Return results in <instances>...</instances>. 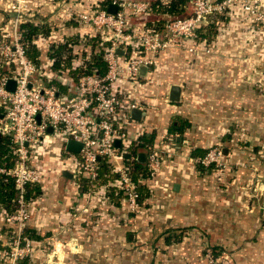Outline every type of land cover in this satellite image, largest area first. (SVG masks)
<instances>
[{
  "label": "crops",
  "instance_id": "obj_1",
  "mask_svg": "<svg viewBox=\"0 0 264 264\" xmlns=\"http://www.w3.org/2000/svg\"><path fill=\"white\" fill-rule=\"evenodd\" d=\"M105 1L111 0H30L25 22L47 26L50 36L34 41L39 56L29 59L51 70L48 47L85 36L88 29L77 24L75 13L103 7ZM6 5V0H0V33L8 27ZM152 16L136 17L142 22L131 18L132 29L142 27ZM214 40L219 44L218 36ZM214 44L205 42L206 46ZM181 53L188 60L192 56L184 47H172L156 56L152 67L141 70L139 91H132L143 105L134 127L139 126L143 134H155L145 145L170 144L162 166L143 185L146 192L140 193L138 211L129 213L114 189L107 201L90 190L82 192L83 175L56 141L54 155L42 148L41 161L38 157L34 162L41 179L33 186L38 192L27 199L30 218L24 229L28 238L30 232L40 237L31 239L35 246L48 244L20 264H204L208 249L220 264H264V99L258 96L259 85L243 78L244 72L255 71V67L204 65L210 74L223 70L230 78L203 82V127L194 131L180 108L183 77L176 70H166L175 68L174 60ZM174 85L180 87L176 103L169 100ZM126 90L131 95L129 86ZM60 91L67 92L66 88ZM191 108L194 115L198 108ZM174 117L188 123L180 134L168 132ZM212 145L221 146L225 163L233 166L230 172L204 170L196 164ZM144 153L140 150L144 157L140 161L146 165ZM6 215L0 206V264H8L14 231L5 222ZM50 244L54 255L48 251Z\"/></svg>",
  "mask_w": 264,
  "mask_h": 264
},
{
  "label": "built area",
  "instance_id": "obj_2",
  "mask_svg": "<svg viewBox=\"0 0 264 264\" xmlns=\"http://www.w3.org/2000/svg\"><path fill=\"white\" fill-rule=\"evenodd\" d=\"M234 1L191 0L193 9L189 16L157 25L145 24L137 30L132 29L130 19L148 15L149 2L146 0H111L116 6L115 14H109L100 6L75 13L77 24L88 29L90 36H99L107 46L103 54L105 72L73 80L64 77L63 70L46 71L29 59L20 25L30 12V0H7L6 8L12 18L7 29L0 33V54L5 64L0 73V107L3 108L0 136L8 137L14 162L8 168L0 166V175L10 179L19 193L18 208L5 217V222L14 229L8 244V264H20L32 256L34 244L24 234L30 218L24 194L26 187L40 182L41 170L34 162L41 156L40 149L52 141L61 143L70 164L91 181L90 194L107 201L109 191L114 189L123 198L129 213L138 211L139 188L162 166L170 147L168 142L162 141L144 145L149 179H132L124 157L143 135L139 126L134 127L136 121L131 118L132 110L143 108L142 102L132 96L133 89L137 90L141 70L152 67L155 57L172 47H184L191 55L200 51L208 54L211 46L198 40L197 30L212 16L225 15ZM6 31L11 33L10 40H5ZM73 57L75 63L79 61L75 53ZM11 79L16 82L12 93L6 89ZM60 85L65 86L66 93L60 91ZM126 86L131 88V95ZM49 128L51 133H48ZM68 141L80 143L78 153L65 150ZM101 160L106 161L114 178L96 186L93 182L98 177ZM222 160V150L214 147L198 158L196 164L211 170L222 166ZM204 259V264H218L209 249L205 250Z\"/></svg>",
  "mask_w": 264,
  "mask_h": 264
},
{
  "label": "trees",
  "instance_id": "obj_3",
  "mask_svg": "<svg viewBox=\"0 0 264 264\" xmlns=\"http://www.w3.org/2000/svg\"><path fill=\"white\" fill-rule=\"evenodd\" d=\"M110 2L111 1L103 2L102 8H106ZM189 2L190 0H153L149 3L148 14L178 17L184 14L186 5ZM222 17H224V15H214L209 19L206 25L200 27L197 30L198 40L205 41L206 43L214 41L218 35L216 29L218 28L217 26H219V21L223 22L222 20L225 19H222ZM155 25L157 24L155 23ZM20 31L22 34V41L27 47V56L36 60L39 56V52L36 51L34 47V41L43 38L45 39V37L47 38L50 36V34H48L50 29L45 25L24 22L20 25ZM80 39H83V43ZM106 46L107 43L102 42L99 36H90L86 33L85 36L83 35L77 38L66 39V41H62L58 44L52 43L48 47L47 58L52 61L51 70L53 72L63 70L64 77L76 80L83 75H89L92 73L103 74L105 72L103 54ZM73 53H75V59L78 58L79 60L76 63L73 61ZM59 89H65V86L60 85ZM2 112L3 108L0 107V115ZM174 120L175 121L168 128L170 134H180L188 127V123L184 119L174 117ZM154 136V133L148 135L143 134L138 140L139 143L132 145L129 149L128 155L124 157V162L129 165L131 177L134 181H138L140 178L149 179L150 174L146 165L140 161L139 155L143 146L146 143H151ZM130 158H132V160H130ZM13 162L14 158L9 150V139L8 137L2 136L0 137V166L8 168L13 165ZM113 178L114 176L110 173L108 164L106 161L101 160L98 177L93 183L96 186H100L106 184L108 180ZM80 179V188L82 192L91 190V181L83 176H80ZM139 191L140 193H145L146 189L143 186H140ZM33 192L37 193L38 189L36 187L33 188V186L26 187L24 200L27 201ZM18 194V189L14 186L13 182L10 179H7L4 175H0V206L4 208L7 214L12 213L18 208ZM29 235L30 239L36 241L40 240V237L33 235L31 232Z\"/></svg>",
  "mask_w": 264,
  "mask_h": 264
},
{
  "label": "rangeland",
  "instance_id": "obj_4",
  "mask_svg": "<svg viewBox=\"0 0 264 264\" xmlns=\"http://www.w3.org/2000/svg\"><path fill=\"white\" fill-rule=\"evenodd\" d=\"M7 1V0H6ZM216 1V0H211ZM152 2V1H151ZM261 0H235L232 2L230 7H228V10L224 17H222L223 22L219 21V26H217L216 31L218 33L219 37V44L214 40V44L212 47H210V52L207 54L205 53L203 55V52H199L197 55L190 56L189 60L186 56V54L181 53L179 54L177 58H175L174 62L175 68L173 69H166L168 73H173L174 70H176L179 73H181L183 80L180 82L183 96L180 103V108L183 109V117L184 119H187V121L191 122V125L195 127L194 131H202V91H203V82H207L209 79L216 80L219 78L223 79H229L228 72L227 71H217L216 69L213 72V74L209 73L206 65L210 64L209 66H224V65H232V64H239L244 63L246 65H253L255 67V71H248L244 72L243 78L244 80H253L259 85L257 87L258 96L263 97L264 99V2L261 3ZM249 8V9H248ZM193 9V4L188 3L186 5L184 14L178 17L172 16V17H166L163 15L160 16H152L148 17L145 21V24L147 26H151L153 23L161 24L166 20L172 19V18H181V17H187L191 14ZM252 11L254 13H252ZM8 15V22L12 18V15L10 13H7ZM149 15V14H148ZM146 16V15H144ZM134 22H142V19H137L136 17H131ZM145 18V17H144ZM258 18V19H257ZM150 19V20H149ZM131 20V19H130ZM158 20V23L156 22ZM6 35L8 36L5 40L11 39V33L9 31H6ZM83 43V39H80ZM0 43H1V37H0ZM183 48V47H182ZM183 51V50H182ZM175 55L176 53L173 52ZM186 56V58H185ZM196 58V61L193 65V59ZM173 62V63H174ZM205 65V66H204ZM4 58L0 54V73H2L4 68ZM199 66V67H198ZM208 66V67H209ZM202 67H205L202 69ZM177 68V69H176ZM218 69V68H217ZM223 69V68H221ZM212 72V71H211ZM221 76V77H220ZM195 103V104H193ZM195 106L198 108V111L196 110L194 115L192 113L191 106ZM193 117H196V119H193ZM245 122V121H244ZM238 131V130H237ZM171 141V139H170ZM56 141L50 142L48 145H44L42 148H47L49 151L51 150V154H55L53 151V145H55ZM218 148L221 149V146L219 145H212L207 148L206 152L209 151L212 148ZM169 149V148H167ZM41 153V149H40ZM223 154V152H222ZM41 157H39V161ZM222 166L213 167L211 170L214 169V171L220 170H226V172L231 171V165L226 164L224 160V154H223V160H222ZM229 168V170H227ZM46 244H39L37 246H33V253L32 256H30V260L37 252V250L43 248V245ZM41 245V246H40ZM43 246V247H42ZM208 249V248H207ZM50 253L54 255V248L49 245ZM51 254V255H52ZM213 256V255H212ZM55 258V257H54ZM216 260V259H215ZM218 264H220L218 262Z\"/></svg>",
  "mask_w": 264,
  "mask_h": 264
},
{
  "label": "water",
  "instance_id": "obj_5",
  "mask_svg": "<svg viewBox=\"0 0 264 264\" xmlns=\"http://www.w3.org/2000/svg\"><path fill=\"white\" fill-rule=\"evenodd\" d=\"M107 12L109 14H115L116 13V6L110 4L107 7ZM117 53L119 55H121L122 54V51L121 50H118ZM15 85H16L15 80H13V79L9 80L8 81V84L6 86L7 91L10 92V93H12L14 91V89H15ZM169 100L172 103H176V102H178L180 100V87L174 85V86H172L170 88ZM131 118L134 119V120H140V118H141V112L139 110H137V109L132 110L131 111ZM37 119H39V117H37ZM51 132H52V129L49 128L48 129V133H51ZM118 145H119V142L117 141L116 142V146L118 147ZM80 148H81L80 143L75 142V141H68L66 143V145H65V150L67 152L78 153L79 150H80ZM139 158L143 159L144 157H143L142 154H140L139 155ZM64 175L67 176V177H70V175H68L67 173H64Z\"/></svg>",
  "mask_w": 264,
  "mask_h": 264
}]
</instances>
